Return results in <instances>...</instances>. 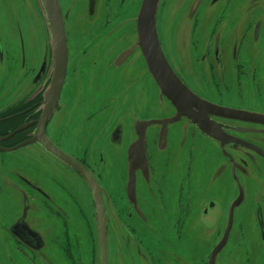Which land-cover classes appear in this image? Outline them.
Wrapping results in <instances>:
<instances>
[{
  "label": "flooded vegetation",
  "instance_id": "flooded-vegetation-1",
  "mask_svg": "<svg viewBox=\"0 0 264 264\" xmlns=\"http://www.w3.org/2000/svg\"><path fill=\"white\" fill-rule=\"evenodd\" d=\"M233 1L177 0L175 9L187 12L179 24L188 20L190 33L196 25L195 29L206 32L207 37L197 38L190 52V35L174 39L173 49L185 66L196 62V76L206 82L205 73L209 85L225 82L226 87L222 88L233 87L241 100L247 99L248 91L254 93L253 99L264 100V21L256 20L247 26L245 13L233 16ZM138 2L141 6L142 0H58L67 59L61 91L48 123L51 125L61 116L54 132L61 130L64 138L72 140L68 143L77 140L78 148L90 154V162L67 151L50 129L45 134L99 185L106 209L107 264H264V123L222 115L217 110L226 108L264 117V107L231 106L204 94L183 78L163 46L156 13L157 38L163 55L180 82L199 99L188 105L193 115L187 109H178L161 93L137 46ZM0 5L16 32L14 37L6 23L3 30L0 27V69L5 57L10 59V66L6 62L7 74H0V152H13L29 145H37L46 152L35 141L21 145L34 139L46 84H50L54 73L52 55L51 59L47 53L42 56L35 73V43L31 45L33 51L26 52L21 26L28 25L35 16V0H0ZM252 5L254 11L264 15V0H255ZM73 25L81 32L79 38ZM250 40L257 45L259 69L256 64L249 67L245 59ZM153 85L159 105L154 115ZM62 89H66L64 94ZM130 91L135 94L133 98ZM120 104L128 108L121 122L113 117ZM201 117L206 123L200 122ZM94 140L110 146L98 148L93 145ZM188 150L193 153L188 154ZM46 153L64 170H56L49 160L42 164L44 168L38 177L45 181L47 189L35 185V152L14 167L0 168L1 264H39L36 256H45L44 251L49 250L46 245L52 244L58 227L71 239L74 254L82 250L85 240L79 238L82 231L66 197L71 174L76 175L80 184L73 181L76 189L90 194L101 264L98 222L89 186L71 166ZM184 156L187 158L183 159ZM115 158L121 162L125 181L121 191L120 184L112 181L117 190L109 196L100 174L109 171ZM173 165L176 174L171 171ZM186 181L192 182L195 190L205 185L203 194L191 196ZM41 197L47 203H39ZM7 203L10 208L6 214L3 207ZM35 206L38 219L46 224L35 225ZM160 206L176 210L177 223L172 221L169 210L160 215ZM28 213H32L30 222ZM16 214L19 215L14 218ZM212 214L213 219L207 222ZM51 218L57 219V224ZM191 218L195 237L189 242L185 233ZM46 227L48 231L44 230ZM200 232L211 241L202 250L195 242ZM4 237L14 242L7 243ZM81 256L79 253L76 257L81 260ZM48 257L54 260L48 264H58L51 253Z\"/></svg>",
  "mask_w": 264,
  "mask_h": 264
},
{
  "label": "rangeland",
  "instance_id": "rangeland-1",
  "mask_svg": "<svg viewBox=\"0 0 264 264\" xmlns=\"http://www.w3.org/2000/svg\"><path fill=\"white\" fill-rule=\"evenodd\" d=\"M159 1H160V4H159L158 9H157V25H158V29H159V35H160L161 41L163 43V46H164V48L168 54V57L170 58V60L174 64L176 70L180 71L179 74H181V76L183 78H185L189 83L199 87L201 92H203L204 94H207V95H209L213 98H216L217 100H220L222 102H229V104L231 106H238V107H248V106L260 107V106H263L264 107V100L253 99L254 93L248 91L247 95H246L247 99L241 100V99H239V96L235 95L233 87L230 90H224V88H222V86L226 87L225 82L216 81V82H214L215 86H213V85H209V84H211L210 82H207L209 80L205 77V73H204V78H205L206 82L201 77L196 76L195 71L197 69V66H199V65H197L196 62H194L191 67H189L190 65L185 66L183 64V62H181L179 60V58L177 57V55L175 54L174 49H173V40L174 39L188 38L190 35V43H191V46L189 48V52H190L194 49L195 40L197 38L206 39L207 34H206V32H202V30H199L198 28L195 29L196 25H193L194 28L192 27V30L190 33L191 22L188 20L184 21V23H182V24H179L181 18H183V16H186L187 12L186 11H179V10L175 9L177 0H159ZM234 1H236V0H234ZM234 1H233V3H235V6H234L235 10L233 11V16L234 15L239 16V15H242L245 13L246 15L244 17V19H245L244 21H245V24L247 26L251 23L253 24L254 21H256V20L257 21H262V20L264 21V15L260 11H257V10L254 11L255 7L252 5V3L255 0H238L241 3H237ZM35 6L37 8H35V16H32V14H31V16H32L31 22L28 25L21 26V27H22L23 31H25L24 32V44H25V48H26L27 53H29V51H31V50L33 51L31 45H33L35 43V73H36V71L39 68V63L42 60V56L45 53H47L51 59V41H50L49 31H48L47 23L45 21L44 14L42 13L40 5H38V3H37V0H35ZM139 6L140 5L138 2V4L136 5V13L135 14H137V10H138ZM0 14H1L0 15V27L2 28V30L4 27V23H6V26L9 27L13 36L16 37L15 28L11 24L9 18L5 14L1 5H0ZM73 28L75 29V33H76L77 37L79 38L81 36V34H80L81 32L75 28V25H73ZM77 28H79V27L77 26ZM261 35H262L261 40H263L264 39V25H263V31H262ZM256 51H257V45L252 43L250 40V42H248V44L246 46L245 59L247 60L249 67L256 64L258 69H259L260 67L258 65V58H257ZM6 62H8L9 66H10V59H8V57H5V59H4V67L0 69V74H2L3 72H6V74H7V72H8L7 66L8 65ZM190 64H191V61H190ZM200 67L203 69L204 72L207 71L205 67H203V66H200ZM139 81L140 80L137 79V82H139ZM49 85H50L49 82H47L45 94H43L44 96L46 95V92L49 88ZM65 91H66V89H62L63 94L65 93ZM130 92H131V98H133V96L136 94V90H135V94H133L132 91H130ZM151 95H152L151 110H152V114L154 115V114L158 113V108H159V105H157L158 102L155 99L154 85L152 86ZM42 108H43V103L40 105V110ZM124 108H123L122 104H120L119 106H117L114 109V112H113V117L118 118L120 122L125 119V117L127 116V113H128V108H126V109H124ZM230 108H233V107H230ZM136 112L139 113V111H136ZM61 119H62V117L60 116L51 125H49V123L47 122V126L45 129L47 135H48V130L50 129V131L53 134H56L58 142L67 148V151L71 152V154L74 155L75 157H78V156L81 157V159L83 161L85 160L86 162H90L89 161L90 154H88L87 152L84 153V151L82 149L78 148L77 140H73V142H75V143H68V142H72V140L68 139V138H64L62 136L61 130L54 132L55 125ZM62 124L63 123H61L60 127H62ZM15 140L19 141V139H15ZM93 145H97V147L101 148V149H103L104 147L110 146L106 142H99V140H94ZM33 152H35V185L39 186V188H41V189H47V185H46L45 181L40 180V177H38L40 169L44 168V166H42V164L47 163L49 160L50 162H52L54 164L53 167L56 170H61L62 172H64V170L62 169L61 164H59L58 162H54V161L50 160L49 155L46 152H44L37 145H35V148H33V145H29L28 147L25 146L23 148H19L17 150H14L13 152H8V153L0 152V168H3V167L9 168V166L14 167L17 165L16 162L28 159L33 154ZM190 152L193 153L191 150H188L187 153L189 154ZM95 158H96V156L93 155V159H95ZM185 158H187V156L183 157V159H185ZM172 167L174 169H171V171L173 172V174H176V172H175L176 166L173 165ZM95 171L98 174L101 173L100 171H97V170H95ZM70 176H72V177H68L69 182L67 183L66 189H67V192L71 195L67 194L66 197H67L68 202H70V204H72V206H73L72 216L75 219V221L78 225V228L80 229V231H82V233H79V238L81 240H85L84 241V247H81L82 250H80V251L76 250L77 252L74 254L72 249H71V244H70L71 239H68L67 234H64L62 232V230H60L58 227V229L55 233V236L52 239V244L46 245L49 248V250L44 251L45 256L39 257L36 253V255H37L36 258H37L39 264H48L49 261L54 262V260H52L48 257L49 253H51V255H53L54 257H56L58 264H80V261L81 262L85 261L86 264H91V263L92 264H98V256H97L98 239H97L96 223H95L96 219L92 215L93 214V206H92L90 194L88 191H87V193L85 192L83 194L79 190H77L76 185L73 182V181H75L77 184H79L77 182L76 175L71 174ZM100 178L102 179L103 184L107 187V189L109 191V196L113 192H115V190H117V187L114 184H112V181H114V180L120 184V190L119 191H121L122 186L124 185L125 175H124L123 169L121 168V162L119 161V159H117V158L113 159V164H112L111 168L109 169V171L104 170L103 173L100 174ZM204 188H205V185L202 186V188H199V190H198V188L195 190V185L192 182L186 181V189L191 194V196L195 197L196 195H198V193L203 194V193H201V191ZM260 189L261 188H259V190ZM232 190H233V195H234L233 186H232ZM262 190H263V188H262ZM206 192H207V190H206ZM84 196H85V198H84ZM188 201L190 202V204L192 203V200L190 198L188 199ZM35 202L37 203V201H35ZM39 203L45 204V203H47V199L44 197H41V200ZM5 206H8L7 211L5 209ZM5 206L3 207V209L5 210L4 212L7 214L9 212L10 207H9L8 203ZM82 206H83V211H81ZM194 206H197V202H195V201H194ZM161 207L162 206H160L158 208L160 215H163L165 210L171 211V207H169V206L167 208H165L163 206V209ZM175 207H178V204ZM41 209L43 210L42 207H41ZM31 214L32 213H28V221L29 222H30ZM18 215L16 214L14 216V218L17 217ZM213 217H214L213 214L210 215V218H207L206 221L207 222L211 221L213 219ZM51 219L53 220V218H51ZM171 219L174 223H177L176 210H174L172 212ZM40 222H42L43 224H46L44 220L41 221L40 219H38L37 208L35 206V225H38ZM54 222H56V224H57V219H55ZM191 222H192V218L186 224V233H185V235H187L189 238V242H191L192 236L195 237V232H193V230L190 227ZM173 227H176V224H174ZM44 230L48 231L49 228L46 227V229H44ZM113 236H115V235H113ZM0 238H1V236H0ZM4 240L7 241V243L14 242V240H12V239L9 240L8 238H5V237H4ZM195 242H197L200 245L199 246L200 250L204 249V247L209 246L211 243L209 238L206 239L205 236H203L202 232L198 233V239L195 238ZM67 247L69 249H67ZM6 252H7V255L10 256L9 250H7ZM6 252L4 253V255L6 254ZM17 252L21 253V251H17ZM79 253L82 254L81 260L76 257ZM83 254H85L86 256H83ZM60 256L63 257V260L61 259V261L59 260ZM1 258L2 257L0 254V259ZM41 259H45V261H43ZM0 264H1V260H0ZM18 264H19V262H18Z\"/></svg>",
  "mask_w": 264,
  "mask_h": 264
},
{
  "label": "water",
  "instance_id": "water-1",
  "mask_svg": "<svg viewBox=\"0 0 264 264\" xmlns=\"http://www.w3.org/2000/svg\"><path fill=\"white\" fill-rule=\"evenodd\" d=\"M158 2L159 0H142L136 18L137 46H139L146 60L153 80L161 89V93H164L170 101L178 107V109H187L189 110L190 115H193L194 112H191L190 106L194 105V102L199 101V99L180 82L178 77L171 70L158 42L156 33ZM37 3L40 5L42 13L44 14L49 31L54 73L46 95L44 96L42 112L37 121L35 133L33 135L34 139H29L21 143V145L35 141V143L40 145L46 152L53 155L61 162L71 166L87 182L92 194L98 222L101 253L100 262L101 264H107L105 232L106 209L103 204L99 185L83 167L55 147L45 134V126L56 107L63 84L66 70L67 46L63 16L61 14L58 0H37ZM217 110H220L222 115L230 114L231 117L239 118L241 120L244 119L249 120L250 122L264 123V117L253 115L252 113H247V115L244 112L230 111V109L226 108H217ZM201 121L206 123L202 117L200 122ZM27 232L30 233L28 230Z\"/></svg>",
  "mask_w": 264,
  "mask_h": 264
}]
</instances>
